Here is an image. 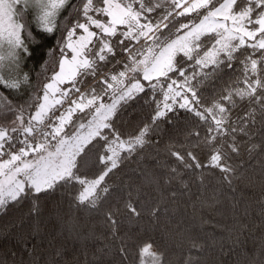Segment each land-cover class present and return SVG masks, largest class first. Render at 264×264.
Returning <instances> with one entry per match:
<instances>
[{
    "label": "snow or ice",
    "instance_id": "snow-or-ice-1",
    "mask_svg": "<svg viewBox=\"0 0 264 264\" xmlns=\"http://www.w3.org/2000/svg\"><path fill=\"white\" fill-rule=\"evenodd\" d=\"M22 2L43 10L38 19L46 33L58 30L55 18L65 6L72 16L65 26L58 70L43 83L34 102L14 105L0 101V112L10 117L0 123V214L26 204L28 218L37 219L42 214V200L77 184L81 190L72 196L71 204L77 210L98 212L116 191L105 179H111L110 174L114 176L121 164L138 159L145 148V136L151 131L148 126L129 139H122L114 127L118 111L141 94L155 105L152 125L179 110L206 125L207 135L191 133L195 140L191 150L171 152L183 169L195 173L199 187L208 190L210 177L203 169H210L235 194L236 185L246 179L243 164L236 163L245 152L252 158L261 157L260 178L264 181V142L252 140L254 126H264V0H79L78 4L71 0H0V84L10 89L29 82V76L20 73L24 54L30 52L29 43L22 38L25 25L13 19L15 6ZM30 38L31 33L29 42ZM242 48L248 50L239 60L242 80L237 83L243 86L227 90L210 105L202 104L197 94L200 85L222 68L232 69ZM116 65L120 68L110 70ZM88 77L94 83L84 84ZM65 84L69 87H60ZM238 103L245 107L235 113ZM238 134L248 137L246 146L237 139ZM204 148L209 151L206 163L196 153ZM93 153L99 174L89 180L82 169ZM141 173L147 184L156 183L143 168ZM177 181L180 190L168 194L173 202L178 195L191 194L190 183L173 167L164 183ZM133 191L129 185L125 207L131 217L140 218L144 213L133 201ZM195 199L201 200V195ZM231 200L236 209L240 200L235 195ZM201 202L215 207L220 200L213 195ZM167 212V204L160 200L149 208L150 218L157 223ZM104 222L115 235L116 213L106 211ZM23 224V220L12 223L0 235L15 232ZM247 227L239 224L224 229L231 240L227 251L221 241L213 239L211 246L220 255L234 251L244 243ZM76 228L72 225L70 230ZM32 229L38 232L39 226ZM181 240L187 242V251L180 264H205L209 254L205 243L187 232ZM38 247L33 244L25 252L32 257L30 264H44ZM16 255L10 252L9 258ZM62 255L56 249L53 264H61L55 257ZM119 255L126 264L129 253L123 244ZM0 264H9V259L0 257ZM11 264L24 261L11 259ZM137 264H169V260L164 251L148 242L138 247ZM251 264H264V244L253 254Z\"/></svg>",
    "mask_w": 264,
    "mask_h": 264
},
{
    "label": "trees",
    "instance_id": "trees-1",
    "mask_svg": "<svg viewBox=\"0 0 264 264\" xmlns=\"http://www.w3.org/2000/svg\"><path fill=\"white\" fill-rule=\"evenodd\" d=\"M71 3L78 4L79 0H71ZM18 9L21 22L25 25L22 35L30 47V52L24 54L20 73L27 74L29 82L20 89H10L0 84V101L26 105L34 102L43 83L56 68L60 49L64 47L65 26L71 22L72 12L65 6L55 18L58 30L46 33L31 10L21 5ZM29 33L30 42L27 39ZM247 52V49L242 48L240 53H237V60L233 62L232 69L222 68L203 81L197 93L202 104L210 105L227 90L243 86L237 83L242 80L239 60H242ZM118 66L116 65L115 69L120 67ZM46 68L50 70L45 72ZM115 69L110 66V70ZM91 83H94L92 78L85 84ZM83 87L84 85L81 88ZM244 107V103H238L234 112L239 113ZM154 112L153 102L148 96L141 94L121 108L117 113L118 118H114V127L122 139L135 137L145 126L151 131L145 136L146 145L139 153L138 159L121 164L120 168L115 170L114 176L110 174L111 179H105L104 183L116 188V191L98 212L77 210L71 204L72 196L81 190L78 184L42 200V214L37 219L28 218L26 204L11 208L7 214H0V232L12 223L19 224L23 220L24 224L15 232L0 235V257L8 258L9 264L11 259L23 260L24 264H30L32 257L26 256L25 252L36 244L39 246L40 255L44 257V264H53L56 249L62 250L63 255L55 257L61 264H122L119 248L123 244L129 253L126 264H137L138 247L153 242L155 247L167 254L169 264H180L183 253L187 251V242L181 240V235L187 232L199 238L208 248L209 254L205 264H251L253 254L258 253L264 244V181L260 178L259 166L261 157L255 155V158H252L245 152L242 158L236 161L237 164H243L242 170L245 171L246 179L236 185L235 194L219 183L218 175L212 170L203 169L210 177L208 190L205 191L194 182L195 173L183 169L171 152L191 150V144L195 142L191 133L199 131L201 137L207 135L206 125L184 110L169 113L152 125ZM6 117L7 113L0 112V123L6 122ZM253 133L252 140L255 143L264 142V126L257 124ZM237 139L242 146L248 144V137H243L242 134H238ZM196 153L202 162H207V148L196 149ZM95 159V153L91 154L89 163L82 169L89 180L99 174V167L94 166ZM173 167L177 168L184 180L191 185V194L178 195L174 202L168 199V194L172 190H180L179 182L164 183ZM141 168L148 177L156 181L155 184L146 183ZM129 185L134 189L133 201L144 213L140 218L131 217L125 207ZM198 194L203 201H208L215 195L220 203L215 207L209 206L207 202L202 203L201 200L195 199ZM233 195L240 200L236 209L232 207ZM157 200L168 206L167 214L162 215L158 223L149 216V208ZM109 210L114 211L118 219L115 235L111 227L104 222V213ZM239 224L248 226L242 237L244 243L234 251L220 255L218 250L211 246L212 240L223 242L227 251L231 240L224 229ZM33 225L39 226L38 232H33ZM72 225L77 226L76 230H70ZM214 225L217 226L215 229ZM10 252L17 255L9 258Z\"/></svg>",
    "mask_w": 264,
    "mask_h": 264
},
{
    "label": "rangeland",
    "instance_id": "rangeland-1",
    "mask_svg": "<svg viewBox=\"0 0 264 264\" xmlns=\"http://www.w3.org/2000/svg\"><path fill=\"white\" fill-rule=\"evenodd\" d=\"M6 2H11V0H6ZM20 5L23 6L24 8H27V9L31 10V11L33 12L35 18H36V19L38 20V22H39L38 17L41 16V15L43 14V10L40 9V8H36V7L31 6V4H29V5L26 6L23 2H22L21 4L15 6L16 15H14V17H13V19H14L15 21H18L19 23H22V22H21V19H20V16H19V14H18V11L20 12V10L18 9V8L20 7ZM16 16H17V17H16ZM39 24H40V22H39ZM22 38H23V35H22ZM5 46H6V45H5ZM63 46H64V41H63ZM65 54L70 56V53H67V52H66ZM61 58H62V57H61V54H60V55H59V58H58V61H57V64H56V68H55V70L52 72L50 78L54 75V72L58 70L57 65H58V62H59V60H60ZM5 63L7 64V62H5ZM118 67H119V66H118ZM119 68H120V67H119ZM119 68H117V69H119ZM8 70H9V69H7V68L5 69V71H8ZM115 70H116V69H115ZM113 71H114V70H113ZM20 72H21V64H20ZM0 74H3V73H0ZM50 78H48L47 80H49ZM89 79H91V77H88L87 80L84 81V84H85ZM80 86L82 87L83 85H80ZM60 87H62V88H66V87H69V85H67V84H65V85H60ZM69 95L74 96L73 93H70ZM74 119H75V117H74Z\"/></svg>",
    "mask_w": 264,
    "mask_h": 264
},
{
    "label": "bare ground",
    "instance_id": "bare-ground-1",
    "mask_svg": "<svg viewBox=\"0 0 264 264\" xmlns=\"http://www.w3.org/2000/svg\"><path fill=\"white\" fill-rule=\"evenodd\" d=\"M17 17V16H16Z\"/></svg>",
    "mask_w": 264,
    "mask_h": 264
}]
</instances>
